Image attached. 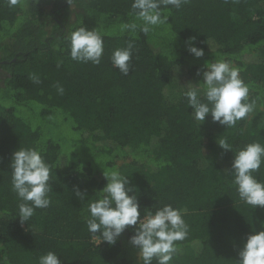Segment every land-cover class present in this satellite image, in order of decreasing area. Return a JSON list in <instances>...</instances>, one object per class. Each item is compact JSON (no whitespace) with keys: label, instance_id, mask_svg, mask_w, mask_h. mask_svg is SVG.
I'll return each mask as SVG.
<instances>
[{"label":"trees","instance_id":"obj_1","mask_svg":"<svg viewBox=\"0 0 264 264\" xmlns=\"http://www.w3.org/2000/svg\"><path fill=\"white\" fill-rule=\"evenodd\" d=\"M132 2L0 0V264H39L49 251L61 264H141L129 243L134 226L112 245L87 228L88 203L113 169L129 175L141 217L164 205L182 210L188 234L170 264H235L247 235L264 230V207L241 201L228 171L237 150L264 145V127L238 121L226 151L214 142L223 126L210 114L200 124L184 95L202 81L205 62L226 60L255 112L264 109V0H187L162 9L167 24L147 34L122 30L142 24ZM80 27L103 37L100 64L71 59L68 37ZM189 37L202 57L187 51ZM129 42L124 75L111 57ZM45 50L58 58L40 65L35 83L20 67ZM19 147L39 150L52 167L51 204L25 223L11 187ZM253 175L264 182V164Z\"/></svg>","mask_w":264,"mask_h":264},{"label":"clouds","instance_id":"obj_2","mask_svg":"<svg viewBox=\"0 0 264 264\" xmlns=\"http://www.w3.org/2000/svg\"><path fill=\"white\" fill-rule=\"evenodd\" d=\"M10 2L15 5L18 0ZM184 3L187 0H133V14L142 24H125L122 30L135 32L139 27L141 32L147 34L153 26L167 24L168 16L163 14L162 9L169 6L180 9ZM68 39L72 60L100 64L104 48L103 37L99 32L80 27ZM194 41L195 37H189L185 42L187 51L197 58L202 57L204 50L196 47ZM133 47L129 42L126 47L115 49L111 57L112 64L124 75L130 71ZM201 74L202 81H198L196 85L189 82V90L184 93L187 104L192 109L191 115L200 124L210 114L214 122L225 129L232 128L254 111L253 104L248 102V86L241 79L239 69L228 61L205 62L203 72L197 71L198 76ZM32 80L40 82L35 75ZM57 90L61 94L64 91L61 86H57ZM218 145L232 152L226 139L219 140ZM262 164L264 145L252 142L235 152L231 170H228L233 175L240 200L252 208L264 207V182L253 175ZM10 167L12 191L21 201L18 217L21 223H25L36 209H46L51 204L48 193L52 190V167L39 150L23 147L12 153ZM103 176L106 183L96 191L99 193L98 198L88 203V231L96 237L99 244L106 242L112 245L127 227L134 226V234L129 237V243L137 249L138 261L141 264H152L155 259L156 264H170L177 251L176 242L184 240L188 234L182 210L164 205L154 213L148 212L141 217L129 175L113 169L103 172ZM75 194L81 201H85V193L77 190ZM237 255L235 264H264V230L247 235ZM39 264H61V260L55 252L49 251L39 257Z\"/></svg>","mask_w":264,"mask_h":264},{"label":"rangeland","instance_id":"obj_3","mask_svg":"<svg viewBox=\"0 0 264 264\" xmlns=\"http://www.w3.org/2000/svg\"><path fill=\"white\" fill-rule=\"evenodd\" d=\"M43 12H45V10H43ZM56 58H58V56L53 50L42 51L33 55L25 64L21 65L20 71L31 76H38L40 65L45 61L54 60ZM244 120L246 124L252 127H264V109L259 110L257 113L254 110ZM233 129L234 127L225 129L223 126V129L220 131V134L214 141L215 145L219 146V140L226 139L228 136H230ZM93 241L97 242V239H94Z\"/></svg>","mask_w":264,"mask_h":264}]
</instances>
